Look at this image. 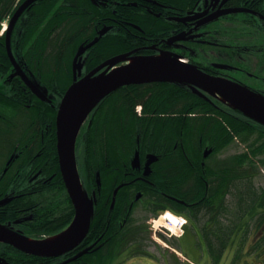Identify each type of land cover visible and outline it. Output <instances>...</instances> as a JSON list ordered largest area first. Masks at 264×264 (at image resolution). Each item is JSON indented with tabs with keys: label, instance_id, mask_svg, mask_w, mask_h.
<instances>
[{
	"label": "flooded vegetation",
	"instance_id": "obj_1",
	"mask_svg": "<svg viewBox=\"0 0 264 264\" xmlns=\"http://www.w3.org/2000/svg\"><path fill=\"white\" fill-rule=\"evenodd\" d=\"M26 1L0 0V5L9 3L0 12V97H10L27 110L44 108L38 103L46 104L54 111V122L52 128H48L39 126L34 119L29 133L21 134L23 120H13L17 110L10 106L5 108V103L0 102V141L1 144L4 142L0 152V225L6 226L7 231L15 236L36 243L47 241L61 231L51 233L54 229L65 228L64 225L73 218L74 209L58 169L55 118L69 86L107 61L124 55L126 60L114 65L122 67L130 64L129 60L164 56L195 66L209 76L241 84L264 96V0H33L25 4ZM76 22L79 29L75 30L77 34L74 37L78 41L72 52L67 54L60 68L52 73L46 72L43 57L47 47L54 49L57 38L67 37ZM101 36L99 42L85 48ZM103 36L105 39L100 43ZM63 44L68 50L69 45ZM79 50L81 53L77 57ZM106 68H101L94 76ZM25 81L41 91L46 90L42 100L29 90ZM51 84L57 87L47 86ZM59 86L66 88L62 90L60 87V90ZM124 87L121 93L113 92L104 98L86 118L81 138L89 130L96 114L115 111L129 96L132 97L131 91L142 93L157 89L158 94L165 96L158 102L146 97L135 105L138 126L150 130V133L144 137L136 136V146L129 154V160L122 167H114L116 173L107 181L109 190L120 185L112 214H108L111 201H106L109 194L105 196L108 192L105 188L102 191V181L100 187L93 181V188L91 183L86 186L84 180L81 181L89 197L93 192L96 194L92 209L103 207L105 228L103 220L95 222V228H92L93 223L76 248L57 257L33 255L0 241V264H117L121 254L126 255L124 259L127 257L125 261L129 264H145L150 258L159 264L143 247L144 239L141 244L137 242L139 230L145 229L146 232L149 226L145 225L149 222H145V217L142 220L133 218L137 213L154 216L153 208L160 206L161 201L166 204V200L171 201L174 208L178 205L182 209L187 223L183 242L192 241L183 247L189 246L190 254L197 256L193 246L198 241L205 242L206 235L219 233L217 224L221 225L224 234V228L230 221L224 220L226 216L220 207L198 205L205 198L195 201L177 199L157 189L154 182V177H164L166 162L179 160L177 151L181 153L184 149L182 141L176 139L167 155L166 138L153 132L159 126L157 123L165 122L163 117L177 115L170 103L166 106L165 101H171V95L165 90L168 93L176 91L174 97L182 92L188 97H201L193 92L192 86L184 83L155 82ZM20 90L22 95L18 94ZM203 94L208 99L205 101L215 106L217 112H229V108L220 101ZM212 115L215 114L189 116L208 120V129ZM126 123L130 124L129 121ZM204 149H210L211 154L204 159L206 161H199L202 172L213 156L214 147L209 141L208 144L200 141L196 150L203 155ZM136 154L140 162L133 168L131 162ZM197 176L203 180L208 177L204 173ZM205 191L208 193L207 189ZM111 193L109 200L112 199ZM210 218L217 221H209ZM189 228L192 231L189 232ZM223 239L228 245L231 237L224 238L223 235ZM147 241L145 239L144 244ZM85 249H88L86 255L69 262ZM167 256L172 260L175 258L173 254Z\"/></svg>",
	"mask_w": 264,
	"mask_h": 264
},
{
	"label": "trees",
	"instance_id": "obj_2",
	"mask_svg": "<svg viewBox=\"0 0 264 264\" xmlns=\"http://www.w3.org/2000/svg\"><path fill=\"white\" fill-rule=\"evenodd\" d=\"M8 4V2L1 4L0 12L3 8L5 9ZM76 20L79 21L78 19ZM77 29H79L77 22L73 23L72 31L67 37L64 39L61 37L57 38L55 42L56 47L54 49L47 47L43 57V61L45 65H47L46 72L52 73L54 70L60 68L67 54L72 52L74 45L78 41L75 38L76 36L74 37V35L77 34L74 33ZM104 39L105 37L100 43L103 42ZM29 40L30 38H27V41ZM74 40H76L75 43ZM63 43L69 45L68 50L64 49ZM55 44L53 42V45ZM47 86L52 89L57 87L54 84ZM60 87L62 90L66 88V86H59L60 90ZM124 88L125 87H122L114 93H121ZM165 91L167 94L171 95V98L169 97L171 101H165L167 103L166 106L170 103L177 115L173 116L174 118L163 117L165 122L157 123L156 125L159 126L156 127L153 132L157 136L162 135L166 138L167 141L165 140L164 143L166 145L165 152L167 155H169L170 148L176 139L182 141L184 149H182L181 153L177 151L179 160L173 161L174 159H170L167 161L168 163L166 162L164 165V177H154L155 187L167 195L190 201L193 197L198 195L199 192L207 189V196L209 195L212 200L200 201L198 205L205 204L220 207V211H223L225 216L226 214L228 215V209L232 205L231 201H227V197L231 196L234 199L232 206H235L236 209L232 210L231 208L230 214L235 218L232 216L224 217V220L232 222L230 226L224 228V234L221 231L222 228L220 224L216 223L219 227V231H221V234H219L217 238H223L222 236L224 235V238L231 237V240L228 245L226 240L223 244L217 243L219 245V250L222 251V249H225L226 252V248L229 250L231 246L230 248H232V252L234 251L235 254L234 263H236L239 258L243 257L245 260L244 264H264V188H254L251 182V178L255 173L254 159L261 156L262 159L259 162L264 166V128L242 117L240 113L230 109L226 114L217 112L215 106H212L210 102H206L197 96L188 97L182 92L181 95L174 97L173 94H175L176 91H171L172 94L171 92L168 93L167 90ZM131 93L133 98L129 96L128 100L123 101L119 107L115 108V111H111L112 114L110 111L107 113L102 111V113L96 114L92 124L88 127L89 130L86 134L84 133L83 138H79L78 146L79 154L81 155L79 158V169L86 186L91 183L92 188L94 187V171L100 168V173L103 177V191V182L105 183L104 185L108 186L107 181L113 178V174L116 173L114 167L118 168V165L122 167V164L124 162L127 163L129 160V154L133 152L136 146V136L144 137L150 133V130L146 131L138 126L134 113L135 105L143 101L146 97L154 99V101L157 100L158 102L164 98L163 96H165V94H158L157 89L155 91H143L142 93L136 90L134 92L131 91ZM146 93L151 95L148 97ZM18 94L22 95V91H18ZM0 102L2 104L5 103V108L10 106L19 112V117L23 120L21 134L31 127L34 119V122H39V126L45 125L48 128H52L53 126L54 111L46 104L38 103V105H42L44 108H29L27 110L23 108L20 103H15L10 97H0ZM214 103L218 105V103ZM210 112L215 115L211 117L212 122L208 126L209 130L206 127L208 120H202L203 117L194 119L189 116L193 114L205 115ZM127 121H129L130 124H127ZM234 138H238L241 143L245 144V149L247 150L245 153L235 154L226 159H219L213 166L208 164L205 169H203V172L199 169V161L203 158L201 153L199 154V151L196 149L200 141L202 144H208L209 141V144L214 147L213 152L219 154L225 147L231 144ZM145 142L146 141L142 142L141 145L143 146ZM2 144H4V142H2ZM52 151V154H54V147ZM218 154H215V156ZM212 158H214V155ZM56 171H58L57 168ZM202 173L208 176L204 180L197 176ZM238 184L240 185L238 186ZM106 189L108 192L105 196H107L110 191L109 187H106L105 190ZM100 205H102V202ZM176 206L177 208H174V204L169 200H166V204L161 201V205L153 208L152 212L157 213L165 209H170L174 212L181 213L182 209L178 205ZM216 213L215 211L214 214ZM105 215L104 209L98 208L92 228H95V222L100 220H103V227L105 228ZM109 219L110 223H112L111 216ZM218 219L220 220V217ZM251 219L255 222L254 229L261 230L262 228V232L261 237L257 239L254 244L251 242L253 244L252 252L245 253L244 250H247L245 249L247 238L249 234H251V229L248 230V225L250 224L248 221L252 222ZM210 220L213 222L217 221L212 218H210L209 221ZM240 223L244 226L238 228L237 226ZM61 229L62 226L54 229L51 233ZM214 237H216V235ZM141 240L143 239L137 238L138 243H141ZM205 242H207V249L211 250V246L214 242L208 237ZM232 252H228V254ZM209 253L211 252L209 251ZM251 254L256 255L254 261L246 258V256ZM222 259L223 258H220V260ZM228 260H226V262Z\"/></svg>",
	"mask_w": 264,
	"mask_h": 264
},
{
	"label": "water",
	"instance_id": "obj_3",
	"mask_svg": "<svg viewBox=\"0 0 264 264\" xmlns=\"http://www.w3.org/2000/svg\"><path fill=\"white\" fill-rule=\"evenodd\" d=\"M32 1L29 0L28 3ZM96 41L97 39L90 45ZM80 51L76 54L77 57L80 55ZM125 60L124 55L118 56L107 61L81 80L73 82L63 95L58 108L55 122L57 156L62 180L75 209V218L72 224L56 237L37 243L29 242L24 238L15 239L9 235L6 227L0 225V241L33 255L57 257L73 250L84 239L89 230L93 210L92 201L88 200L79 181L74 155L75 143L86 117L105 97L123 86L155 82L188 84L192 86L193 92L201 98L207 99L200 90L264 127V96L246 86L227 79L209 76L195 66L186 65L177 59L164 56L136 59L128 65L114 68L108 72L115 64ZM105 66H107L105 71L94 76ZM25 84L35 96L43 99L42 94L46 93V90L41 91L37 86L26 81ZM209 152L205 151L204 156H207ZM138 162L136 154L132 167L136 168Z\"/></svg>",
	"mask_w": 264,
	"mask_h": 264
},
{
	"label": "rangeland",
	"instance_id": "obj_4",
	"mask_svg": "<svg viewBox=\"0 0 264 264\" xmlns=\"http://www.w3.org/2000/svg\"><path fill=\"white\" fill-rule=\"evenodd\" d=\"M1 33H2V30H1L0 34ZM14 114L16 115V117L13 118V120L19 121L20 120L19 115H18L19 112H16ZM27 131H28L27 133H29V129ZM14 138H15V136H14ZM3 145L4 144L0 145V152L4 147ZM205 150L206 149H204V152H205ZM246 151L247 150L245 149V144L241 143L239 140L235 139L230 146L228 145L227 147H225L218 155H216V156L214 155V158L209 160L208 163L213 166L214 164H216L218 162L219 159H226L227 157H230V156L235 155V154L243 153V152L245 153ZM261 159H262L261 156H259L257 159H254V161H255L254 172L255 173H254L253 177L251 178L252 179L251 182L253 184V187L258 188V189L264 188V166L261 165V163L259 162ZM239 185L240 184H238V186ZM200 193H202V194H200ZM200 195H202V196H200ZM206 197H209V195L207 196V193L204 190L202 192H199V194L196 195L195 197H193L192 201H195L197 199L202 200L204 198H205V201H211L212 200V198H210V197L206 198ZM188 201H190V200H188ZM227 201H231L232 205H233L234 199L231 196H228ZM232 205H231V207L229 206L230 208L228 209L229 210L228 216H232L230 214L231 208H232V210L236 209V207L232 206ZM226 216H227V214H226ZM143 217H145V222H147V223L149 222V224L151 222L153 223V224H150L151 227H149V229H147L146 232H145V229L139 230V232H141V233L138 235V237L144 239L142 245H143V247L146 248L147 252L150 253L156 260H159V262H160L159 264H164L165 261L163 260L162 257L165 255L166 252H167L166 253L167 255L168 254L174 255V253L172 251V250H174V252H176L178 254L176 256L180 257L179 256L180 252H179V250H176V249L179 246L180 241L182 242V244H184V242H183L184 236H180L178 234L177 225L173 224V222L166 224L165 220L163 218H158V219L153 220V218H154L153 216L148 217V214H144V213L135 214L133 219L134 220H140V219L142 220ZM232 217H230V218H232ZM233 218H235V217H233ZM151 220H153V221H151ZM248 222L250 223L248 225L249 226L248 230L251 229V234H249V237L247 238V242H246L247 245L245 248L247 250H244L245 253L252 252L251 250L253 249V244L257 239H259L261 237V232H262V228H261V230H257L256 228L254 229L255 222L253 220H252V222H250V221H248ZM145 226L148 227L149 225H145ZM242 226H244V225L242 223H240V224H238L237 227L240 228ZM161 228H165L166 230L168 229L170 232H167L166 230L160 231V230H162ZM145 239L148 240L146 244H144ZM163 239H165L167 241H164ZM224 240L225 239H223V238L217 239L216 242L211 240L212 242H214V244L211 246V248H212L211 250H208L207 246H205L201 241H198L197 246H196V253L198 256L197 257L198 260H197L196 264H240V263L244 264L245 260L243 257L239 258L237 260V262L234 263L235 254H234V251L232 252V248H230L231 246L229 247V250L226 252H225V249L224 250L222 249V251L219 250V245L217 243L223 244ZM184 245H188V243H186ZM185 250H187L186 253H188L189 257L185 254L184 251H183V254H184L183 256L188 257L192 261L196 260V259H193L191 257V255L194 257H196V256L194 255L195 253L190 254L189 246H187L185 248ZM209 251L211 253H209ZM228 252H232V253L228 254ZM206 254H208V256ZM244 254H242V255H244ZM124 256H126V255L121 254V256L117 260V264H120L123 261H124L123 264H129L127 261H125L127 259V257L124 259ZM183 256L181 255V257L183 258V259H181L182 261H184V259H185V257H183ZM255 256H256L255 254H251V255L246 256V258H249V260L254 261L256 258ZM232 257H234V258H232ZM220 258H223V259L220 260ZM226 260H228V261L226 262ZM148 261H146L145 264H147ZM166 263L167 264H173L169 260H166ZM153 264H155V262Z\"/></svg>",
	"mask_w": 264,
	"mask_h": 264
},
{
	"label": "bare ground",
	"instance_id": "obj_5",
	"mask_svg": "<svg viewBox=\"0 0 264 264\" xmlns=\"http://www.w3.org/2000/svg\"><path fill=\"white\" fill-rule=\"evenodd\" d=\"M28 1H29V0H27V1L25 2V4H27ZM200 91H201V90H200ZM203 93H205V92L202 91V94H203ZM205 94H207V93H205ZM203 95H204V94H203ZM205 97H206V96H205ZM206 98H207V97H206ZM204 100H205V99H204ZM206 100H207V99H206ZM87 117H88V116H87ZM87 117H86V118H87ZM255 123H257V122H255ZM257 124L260 125L259 123H257ZM260 126H262V125H260ZM262 127H263V126H262ZM263 128H264V127H263ZM202 156H203V157H202L203 160L208 158V156H204V154H203ZM92 210H93V209H92ZM9 233H10V232H9ZM9 235H11L13 238L18 239V240H21V238H23V237H21V236H15V235H13L12 233H10ZM27 241L31 242L30 240H27ZM32 243H33V242H32Z\"/></svg>",
	"mask_w": 264,
	"mask_h": 264
},
{
	"label": "crops",
	"instance_id": "obj_6",
	"mask_svg": "<svg viewBox=\"0 0 264 264\" xmlns=\"http://www.w3.org/2000/svg\"><path fill=\"white\" fill-rule=\"evenodd\" d=\"M183 251L186 253L187 250H185V248H184ZM189 251L191 252V249H190ZM186 254L188 255V253H186ZM195 259H197V258L195 257ZM189 261H190V260H189ZM181 262H182V263H186V262H183L182 260H181ZM190 262H192V261H190ZM193 262H195L194 264H196V263H197V260H196V261H193ZM150 263H151V262L148 261V264H150ZM151 264H152V263H151ZM186 264H187V263H186Z\"/></svg>",
	"mask_w": 264,
	"mask_h": 264
}]
</instances>
